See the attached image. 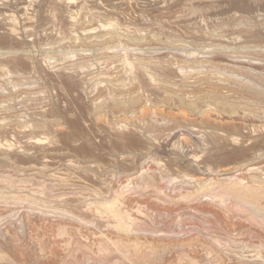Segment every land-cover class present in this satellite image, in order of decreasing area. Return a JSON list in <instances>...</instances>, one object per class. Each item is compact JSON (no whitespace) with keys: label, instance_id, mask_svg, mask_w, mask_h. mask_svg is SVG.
Returning <instances> with one entry per match:
<instances>
[{"label":"rangeland","instance_id":"obj_1","mask_svg":"<svg viewBox=\"0 0 264 264\" xmlns=\"http://www.w3.org/2000/svg\"><path fill=\"white\" fill-rule=\"evenodd\" d=\"M0 264H264V0H0Z\"/></svg>","mask_w":264,"mask_h":264},{"label":"bare ground","instance_id":"obj_2","mask_svg":"<svg viewBox=\"0 0 264 264\" xmlns=\"http://www.w3.org/2000/svg\"><path fill=\"white\" fill-rule=\"evenodd\" d=\"M236 121V120H235ZM242 124H240V126H241ZM230 126V125H229ZM245 127V126H244ZM243 127V128H244ZM248 128V127H247ZM253 128H255V127H253ZM252 129V128H251ZM242 129H241V127H239V126H235V127H233L232 129H231V131H232V133H233V131H234V133H236V132H239V131H241ZM254 130H256V128L254 129ZM252 131V132H256V131ZM229 131V130H228ZM258 131V130H257ZM243 132V131H242ZM231 133V132H230ZM237 134V133H236ZM234 135V134H233ZM235 137L236 138H232V140H234V141H239V138H240V141H242V142H248V141H250L251 139H247L246 138V136H242L241 135V133H239V134H237V135H235ZM252 141V140H251Z\"/></svg>","mask_w":264,"mask_h":264}]
</instances>
